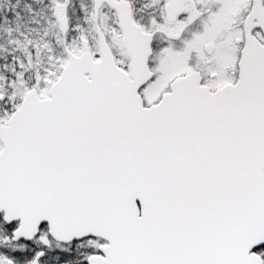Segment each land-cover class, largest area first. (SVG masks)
<instances>
[{
    "label": "snow or ice",
    "instance_id": "snow-or-ice-1",
    "mask_svg": "<svg viewBox=\"0 0 264 264\" xmlns=\"http://www.w3.org/2000/svg\"><path fill=\"white\" fill-rule=\"evenodd\" d=\"M0 264H264V0H0Z\"/></svg>",
    "mask_w": 264,
    "mask_h": 264
}]
</instances>
